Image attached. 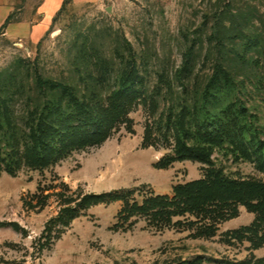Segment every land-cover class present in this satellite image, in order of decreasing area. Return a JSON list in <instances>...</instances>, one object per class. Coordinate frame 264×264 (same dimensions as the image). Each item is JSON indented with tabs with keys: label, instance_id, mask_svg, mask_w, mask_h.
<instances>
[{
	"label": "rangeland",
	"instance_id": "1",
	"mask_svg": "<svg viewBox=\"0 0 264 264\" xmlns=\"http://www.w3.org/2000/svg\"><path fill=\"white\" fill-rule=\"evenodd\" d=\"M45 12L52 13L48 25L36 27ZM25 14L32 18L31 38L0 30V93L14 96L6 108L20 122L25 96L40 92L37 74L80 94L94 88L107 96L119 87L131 57L147 101L130 110L131 132L121 126L101 144L74 151L42 172L24 167L16 175L0 173V222H7L0 225V264H194L195 258L199 264H225L250 253L263 256L264 244L252 249L232 233L254 219L245 206L221 222L217 234L194 238L188 230L151 229L142 219L118 227L121 200L91 206L54 233L41 254L35 247L59 210L54 192L64 185L52 184L64 182L72 198L135 188L131 197L141 201L203 177L206 164L199 161L162 162L173 155L174 144L173 132L163 127L165 110L178 111L182 99L194 130L208 118L220 120V131L199 141L212 149L217 166L231 176H262L252 148L264 140V0H17L10 22ZM248 40L258 45L248 46ZM100 60L109 68L102 75L94 65ZM221 63L233 85L210 92Z\"/></svg>",
	"mask_w": 264,
	"mask_h": 264
},
{
	"label": "trees",
	"instance_id": "2",
	"mask_svg": "<svg viewBox=\"0 0 264 264\" xmlns=\"http://www.w3.org/2000/svg\"><path fill=\"white\" fill-rule=\"evenodd\" d=\"M9 21L10 17L1 29ZM256 44V40L246 42L251 47ZM234 55L240 57L238 53ZM184 58L185 67L189 55ZM94 65L100 75L107 73V61L100 60L99 66ZM124 67L118 79L119 87L107 96L94 88L91 92L80 94L69 84L37 74L36 86L40 92L25 96L27 107L21 122L13 111L6 108L14 96L0 93V173L5 171L16 175L24 167L42 172L74 151L101 144L121 126L131 132L129 112L139 104H145L147 97L139 87L136 60L131 57L124 62ZM211 78L210 92L211 88L227 91L234 82L232 73L223 63L215 66ZM184 102L186 100L182 99L178 111H173L172 106L165 110L163 127L173 132L174 144L173 155L162 159V162L168 165L175 160L199 161L206 164L203 177L174 185L171 194H146L141 201L131 197L135 188L89 192L72 198L67 194L64 182L52 184L48 187H64L62 191L54 192L59 200V210L47 220L37 240L35 249L38 255L50 244L54 233L62 231L82 212L93 205L116 200L123 202L117 214L118 227L127 228L142 219L151 229L188 230L194 238L217 234L220 223L237 216L242 205L254 213V219L249 225L233 230L234 237H245L252 249L264 244V140H255L252 148L256 167L262 176H231L212 161V149L199 142L209 138L213 129L220 131V120L218 117L208 118L199 122L194 130L191 127L192 113ZM150 129L151 126L147 125L145 131L148 136ZM193 135L199 140L190 142ZM5 224L7 222H0V225ZM12 225L19 227L16 222ZM198 261L200 259L195 258L192 263L199 264ZM225 264H264V255L257 257L250 253L242 260L227 259Z\"/></svg>",
	"mask_w": 264,
	"mask_h": 264
},
{
	"label": "crops",
	"instance_id": "3",
	"mask_svg": "<svg viewBox=\"0 0 264 264\" xmlns=\"http://www.w3.org/2000/svg\"><path fill=\"white\" fill-rule=\"evenodd\" d=\"M17 0H0V29L5 24L6 20L10 17L12 11L16 7ZM43 20L36 25V27H46L48 25V20L52 17V13L45 12L42 13ZM4 29V28H3ZM6 34L8 35H20L23 37L31 38L33 35V22L31 15L27 17L24 15L20 21L7 22Z\"/></svg>",
	"mask_w": 264,
	"mask_h": 264
}]
</instances>
